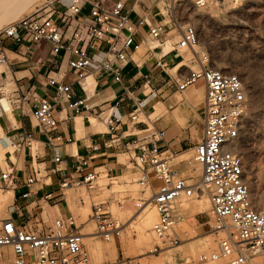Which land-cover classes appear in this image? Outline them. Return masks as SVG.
I'll list each match as a JSON object with an SVG mask.
<instances>
[{"label": "built area", "instance_id": "1", "mask_svg": "<svg viewBox=\"0 0 264 264\" xmlns=\"http://www.w3.org/2000/svg\"><path fill=\"white\" fill-rule=\"evenodd\" d=\"M61 3L63 0H57ZM140 2L141 0H135ZM185 0H169L162 13L163 21L149 23L148 15L141 19L146 23L153 40L162 42L170 32L179 34L177 47L193 50L199 61L200 69H190L189 74L180 76L179 90L203 80L206 86L204 102V136L195 147L193 160H188L192 177L181 176L170 164L167 151L161 150L153 141L136 142L140 155L132 157L131 169L140 175V182L150 188L152 195L137 204L140 208L147 201L158 210L159 219L153 224L152 231L158 241L150 254L166 256L169 251L177 252L182 244L178 224L184 221L176 216L174 204L181 199H191L196 195H208L213 221L209 228L217 237V250L202 254L200 261L224 259L231 264H264V206L257 205L247 183L244 157L236 150L244 129L247 111V88L236 72H227L211 66L204 61L206 55L195 51L200 44V32L196 26L185 23L176 15L175 6ZM195 5H205L202 0H192ZM53 4V3H51ZM64 10L56 11L53 6H45L28 16L20 18L4 28L0 35L15 42H22L24 34L34 42H44L49 54H70L69 66L79 81L91 71H104L121 81L120 70L128 62L130 52L136 47L135 31L123 2H116L107 9L105 0H66ZM168 21L166 22V14ZM171 24V25H170ZM170 26V27H169ZM173 34V35H174ZM97 40L105 46L101 60H94L89 49L94 48ZM18 52L12 51L0 40V65L11 66ZM165 65V64H164ZM2 73H0V76ZM7 76L0 77V97L10 102L13 89L8 88ZM73 89L70 83L60 82L54 94L37 100L33 110L34 118L52 130L57 128L58 119L54 110L66 98L69 107L80 113L85 107L84 99L72 101ZM26 99L25 96L20 100ZM137 119V113L131 116ZM108 134L111 142L121 140L118 122L110 119ZM161 137L164 132L159 134ZM59 138V137H58ZM53 137H47V144L53 145ZM56 139V138H55ZM33 140L32 134L15 137L13 144L18 150L17 157ZM60 161V157L56 158ZM86 161L76 169L84 172L80 179L64 181L61 188L85 184L94 187L98 173L87 170ZM200 165V169L197 168ZM40 169L33 167V176L27 180L29 189L23 193L25 201H34L31 185L37 179ZM73 178V177H72ZM157 179L161 185L155 190L151 182ZM3 190L15 186V167L0 175ZM104 203L94 205L92 218L97 222V232L110 240L120 235V222L115 219ZM47 215V214H46ZM256 259H261L256 262ZM90 255L84 243V235L79 230L73 216L58 217L51 221L44 213H28L20 218L0 219V264H89ZM119 264V263H116Z\"/></svg>", "mask_w": 264, "mask_h": 264}, {"label": "crops", "instance_id": "2", "mask_svg": "<svg viewBox=\"0 0 264 264\" xmlns=\"http://www.w3.org/2000/svg\"><path fill=\"white\" fill-rule=\"evenodd\" d=\"M119 1L124 3L125 12L136 27V47L120 70L121 81H116L112 73L104 71H91L79 81L69 66L70 54H49L46 43L34 42L28 34H24L20 43L0 35V40L19 55L11 66L0 65V77L6 75L8 88L13 87L15 91L8 101L12 106L14 122L3 118L1 126L11 143L15 137L25 133L33 135V140L27 143L15 160L10 151L5 153L4 160L0 158V175L15 167L13 203L8 206L13 207L11 216L14 218L27 217L28 213H44L45 205L58 213V217L72 216L65 197L66 188H61L60 184L82 178L84 172H77L76 169L84 161L88 162L85 171L106 174L109 178L129 171L136 172L131 169L132 157L140 155L136 142L150 144L154 141L161 150L174 156L192 150V156L174 163V169L181 176H193L188 160H193L194 149L204 136L205 83L196 82L179 90L177 81L180 76L190 72V66L184 63V50L177 47L179 40L174 41L176 37L172 35L174 37L170 40L174 42L168 49L169 34L162 42L155 41L148 24L140 23L146 15L150 24L162 22V13L169 0H105V6L112 9ZM65 3L66 0L61 3L56 1L53 8L57 12L64 10ZM104 49L105 46L95 40L89 54L94 60H101ZM178 65L183 66L175 76L171 71ZM91 81L94 86H91ZM60 82L70 83L72 101L84 99L85 107L78 113L69 107V101L64 98L54 110L58 124L52 130L34 118L33 110L37 100L54 94ZM23 96L26 99L20 100ZM134 112L137 119L132 121ZM110 119L118 122L121 140L111 142L108 134ZM161 132H164L162 137L159 135ZM48 136L54 138L53 145L47 144ZM57 157L60 161L56 160ZM33 167L40 169L37 179L30 186L34 201H25L22 196L29 189L27 180L34 175ZM1 186L3 183L0 180ZM180 216L185 220L184 215ZM194 220L200 226L209 227L211 216L196 214Z\"/></svg>", "mask_w": 264, "mask_h": 264}, {"label": "rangeland", "instance_id": "3", "mask_svg": "<svg viewBox=\"0 0 264 264\" xmlns=\"http://www.w3.org/2000/svg\"><path fill=\"white\" fill-rule=\"evenodd\" d=\"M56 1L0 0V33L10 23L43 9L47 5L52 7L53 4L51 3ZM178 3L174 10L176 15L185 23L196 26L200 32V44L195 47V51L198 53L203 52L206 55L204 61L207 60L206 63L211 66L227 72L238 73L247 88L248 106L239 143L241 142L240 145L243 150L242 155L246 166L248 186L250 191L256 192L259 196L257 201L259 199L262 201L258 205L264 206V0H207L205 5L199 6L195 5L192 0H185L180 6ZM165 14V21L167 22V13ZM234 18L241 21L243 19V22L245 20L243 27L242 25L240 27L235 24L229 25ZM173 34L174 32L169 33V40L174 37ZM174 35L176 37L174 41L180 39L179 34ZM172 42L170 43L172 44ZM184 55L186 60L184 63L190 66V69H200L199 61L193 50H184ZM190 60L193 62L190 63ZM0 70H2L1 67ZM171 73L177 75L173 71ZM12 88L9 87L10 90ZM7 103L10 104L4 99L0 100V125L3 118L9 119L2 106ZM0 135H5L3 127H0ZM9 141L8 139L5 151L10 150L15 160L18 151L14 144ZM165 155L170 156V164H174V155L172 156L170 152ZM197 168L200 169V165H197ZM139 178V173L130 171L113 178L101 174L95 180L93 188H89L85 184L66 188L65 191L72 188L75 194L74 197H77L75 204H69V206L71 205L70 209L74 206L77 209H71L75 222H81L88 231L99 236L98 240L101 239V253L96 249V246L94 247V240L84 239L86 249L90 255L89 264H170L169 254L174 257L172 260L174 263L172 264H231L224 259L199 260L202 254H209L217 250L218 240L208 226H200L194 220L196 214H209L211 221L214 219L210 200L205 211L194 213L198 199H200L199 195L190 200L183 198L181 202L179 201L173 206L176 216H185V220L178 224V231L183 244L177 249V252L170 251L167 253L168 256L150 254V250L158 241L157 237L151 229L149 232L152 234L153 239L149 242L142 241L139 228L136 222L133 223V220L140 213V207L137 203L152 195L151 189L140 182ZM151 182L155 190L161 185V182L157 179H152ZM119 184L120 186H118ZM99 203H104L105 208L110 211L115 219L119 220L121 225L120 235H114L110 240L105 239L100 234L98 235L97 222L92 218L94 205ZM84 205L90 206L89 210L83 209ZM153 206L155 205L153 204ZM45 208V218H47V212L51 221L58 218V213L53 212L47 205H45ZM12 209L13 207L10 206L5 211H0V219L11 217ZM79 230L81 231L80 228ZM260 260L256 259V262Z\"/></svg>", "mask_w": 264, "mask_h": 264}, {"label": "bare ground", "instance_id": "4", "mask_svg": "<svg viewBox=\"0 0 264 264\" xmlns=\"http://www.w3.org/2000/svg\"><path fill=\"white\" fill-rule=\"evenodd\" d=\"M45 1V0H44ZM206 2V0H202V3H205ZM252 5V4H251ZM250 7H252V6H250ZM246 8V7H245ZM248 8H249V6H248ZM247 8V9H248ZM251 9V8H250ZM252 10V9H251ZM244 11V10H243ZM248 11H250V10H248ZM247 11V12H248ZM232 15H233V13H232ZM237 15V14H236ZM234 17H235V15H233ZM239 17V16H238ZM235 18H237V17H235ZM234 18V20L232 19V22L230 23L229 21V25H231V24H235L236 26L238 25L239 27H240V25H242V27H243V24L245 23V20H244V22H243V19H242V21L241 20H239V19H235ZM241 19V18H240ZM247 23V22H246ZM237 26V27H238ZM173 40H174V38H173ZM170 42H172L171 40L169 41L168 40V49L170 48V46H171V43ZM152 43V42H151ZM151 45V44H150ZM149 47V46H148ZM167 50V49H166ZM183 63V62H182ZM181 66H183V65H178V66H176V67H174L173 69H172V71H173V73H175V74H178L177 72L180 70V67ZM90 80H93L92 79V77H91V79ZM243 80V79H242ZM90 82V81H89ZM92 82V81H91ZM93 82H94V80H93ZM93 82L91 83V86L93 85L94 86V84H93ZM198 82H202V83H204L203 82V80H199ZM90 84V83H89ZM178 95V94H177ZM179 97H180V95H179ZM177 98H178V96H177ZM181 98V97H180ZM179 99V98H178ZM163 105V104H162ZM3 107H4V109H5V111H6V114H7V116H8V118L9 119H11L12 121H14V116H13V113H12V106L10 105V104H4V105H2ZM165 107V106H164ZM159 108H160V106H159ZM161 108H162V106H161ZM160 108V109H161ZM160 109H158V110H160ZM161 110H163V108L161 109ZM161 112V111H160ZM249 112V111H248ZM247 112V113H248ZM252 114V113H251ZM157 116H158V114H157ZM248 116V115H247ZM247 118V117H246ZM248 119V118H247ZM247 122V121H246ZM244 123H245V121H244ZM0 127H2L1 125H0ZM1 136V139H0V157H1V159L2 160H4V157H5V153H6V151H5V145L7 144V141H8V137L7 136H5V135H0ZM241 138V137H240ZM241 141V140H240ZM239 142V141H238ZM241 143V142H240ZM240 143H238V145H237V148H236V150H237V152L239 153V154H242L243 153V150L241 149V145H240ZM13 150V149H12ZM195 150V149H194ZM10 151V150H9ZM16 151V150H15ZM18 151V150H17ZM16 151V152H17ZM166 151V150H165ZM192 151V150H191ZM190 150H188V152H184V153H182L180 156L178 155V156H174V163H177V162H179V161H181V160H184V159H187V158H190L191 156H192V153L193 152H191ZM33 152V151H32ZM34 153V152H33ZM10 154V153H9ZM167 154V153H166ZM173 156V155H172ZM170 157V156H169ZM14 159V158H13ZM192 159V158H191ZM245 162V161H244ZM20 165V164H19ZM18 169V168H17ZM128 177V176H127ZM126 177V178H127ZM122 179H124V178H122ZM115 181V180H114ZM119 183V182H118ZM248 183V182H247ZM115 185H116V183H115ZM118 186H120V184L118 185ZM116 187V186H115ZM116 189V188H115ZM0 190H2V189H0ZM118 190H119V188H118ZM131 190V189H130ZM134 190H136V189H134ZM114 191V190H113ZM121 191V190H120ZM123 191V190H122ZM133 191V190H132ZM131 191V192H132ZM252 191V190H251ZM75 192V191H74ZM138 193V192H137ZM76 194H79V193H76ZM105 194V193H104ZM134 194H135V192H134ZM65 197H66V200H67V202H68V204H75L76 203V198L77 197H74V193H73V191H72V188H70V189H68L67 191H66V193H65ZM81 195V194H80ZM84 195V194H83ZM89 195V194H88ZM133 195V194H132ZM137 195V194H136ZM77 196V195H76ZM135 196V195H134ZM138 196V195H137ZM136 196V197H137ZM151 196V195H150ZM251 196H252V198H253V200H254V202L258 205V203H260L261 204V200L259 199L258 201H257V198L259 197L258 195H257V193L256 192H251ZM13 197H14V190H13V188H10V189H8V190H5V191H0V211H2V210H6V208L10 205V204H12L13 203ZM87 199V198H86ZM90 199V198H89ZM79 200V199H78ZM209 197H208V195H202V196H200V199H198V204L196 205V207H195V212L194 213H199V212H203V211H205L206 210V208L208 207V204H209ZM261 201V202H260ZM140 202H138L137 204H139ZM260 204H259V206H260ZM70 205V206H71ZM74 206V205H73ZM75 207V206H74ZM74 207H72L71 209H73ZM90 206H88V205H84V207H83V209L85 208V210L86 209H88ZM76 208V207H75ZM74 208V209H75ZM75 210H77V209H75ZM89 210V209H88ZM72 211V210H71ZM192 213V212H191ZM74 215V214H73ZM191 215V214H190ZM159 219V214H158V211H157V209L155 208V206H153V204L151 203V202H148V203H146L144 206H142L141 208H140V213H139V215L137 216V218H135L134 220H133V223L134 222H136V224H137V226H138V228H139V231H140V235H141V240L142 241H144V242H149L151 239H153L152 238V234L149 232L151 229H152V226H153V224L157 221ZM76 224H77V226L81 229V233L84 235V239L86 238V239H91V240H94V247L96 246V249L99 251V253H101V248H102V246L100 245L101 244V242H100V240H98V238H99V236H96V235H94V233H92V232H90V231H88V229L86 228V227H84L82 224H81V222H76ZM152 233H153V231H152ZM99 235V234H98ZM153 237H154V235H153ZM103 241V240H102ZM183 244V243H182ZM187 246V245H186ZM205 246V245H204ZM152 247V246H151ZM183 247H185V246H183ZM203 248H205V249H208V248H206V247H203ZM202 249V248H201ZM170 252V251H169ZM186 252V251H185ZM184 255V254H183ZM187 255V254H186ZM192 255V254H191ZM168 256V255H167ZM194 256H195V254H194ZM168 257H170V258H168ZM167 258L168 259H170L171 261L169 262L170 264H172V263H174L172 260L174 259V257L171 255V254H169V256H168ZM186 257V256H185ZM186 259V258H185ZM189 259V258H188ZM187 259V260H188ZM190 260V259H189ZM193 260V259H192ZM191 262V261H190ZM189 262V263H190ZM176 264V263H175ZM191 264V263H190Z\"/></svg>", "mask_w": 264, "mask_h": 264}]
</instances>
